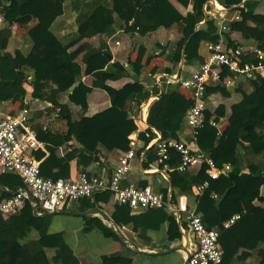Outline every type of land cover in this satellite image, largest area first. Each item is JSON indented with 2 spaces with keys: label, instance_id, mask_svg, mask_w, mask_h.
Here are the masks:
<instances>
[{
  "label": "trees",
  "instance_id": "trees-1",
  "mask_svg": "<svg viewBox=\"0 0 264 264\" xmlns=\"http://www.w3.org/2000/svg\"><path fill=\"white\" fill-rule=\"evenodd\" d=\"M174 1L188 9L185 15L170 0H9L2 7L1 14L6 23L28 17L34 19L36 24L23 35L22 48L12 54L5 51L11 31L9 28L0 30V78L13 81L11 87L0 90V101H21L23 104L22 99L26 94L22 86L25 81L23 70L29 68L34 73L31 82L33 98L48 101L63 117L70 114L69 108L61 104L58 98L70 91L68 101L79 106L81 112L78 119L70 121L64 134L47 136L49 155L40 163L42 177L68 179V161L73 154L59 156L56 148L64 145L68 136L79 137L90 121L99 131L126 121L128 103L132 100L140 103L150 95L136 80L142 69V65L137 63L131 70L132 84H126L119 90L106 85L107 81L130 77L119 62L111 63L107 57L110 55L107 39L118 26L126 35H144L158 28L169 29L173 25H180L183 37L174 46L172 62L177 65L183 59V65L186 66L203 63L204 58L199 53L201 45L219 39L214 21L205 15L210 0ZM216 1L225 8L244 10L246 15H250L256 24L249 26L244 16L238 22L239 34L245 41L258 40L264 32V17L251 15L258 7L259 0ZM65 6L68 7L67 31L58 36L52 26L64 14ZM201 22L203 24L199 26ZM234 26L235 23L229 24L230 31L234 30ZM92 41H96L95 44ZM257 48L264 50L260 45ZM137 52L145 54L146 50L140 46ZM249 60L244 59L246 62ZM83 76L91 77L90 85L82 81ZM249 84V93L244 92L239 85L234 88H227L222 83L209 85L204 94L206 107H210L209 98L215 95L227 100L233 92L240 94V99L228 106V114L223 103L214 109V116L226 117L227 125L221 133L218 134L217 128L209 125V116L205 115L203 125L195 136L197 148L211 158L217 167L229 164L232 168L230 173L209 180L205 174L206 167L202 165L197 170L189 168L185 172H177L180 180L172 182L176 194L190 195L194 185L208 181V186L195 196L194 210L205 228L218 230L221 264L243 263L247 259L264 264V256L256 257L264 250V212L257 210V203L264 202L261 196L264 185V76H258ZM93 89L106 93L110 108L89 119L85 118L84 113ZM191 105L192 100L178 90L161 93L148 109L147 123L153 128L163 123L169 139L177 140V132ZM110 132H101L98 143L108 151H126L129 142L127 136ZM146 132L147 136L138 134V139L144 144L154 137L150 128ZM35 156L40 159L43 154L36 151ZM169 156L166 163L169 168L175 169L179 156L174 151ZM78 158L81 161L83 155H78ZM86 158L84 165L91 161L90 157ZM145 159L144 167L156 161L154 146L147 150ZM50 166L58 167L60 173L51 174ZM235 171L239 172L235 174ZM162 193L165 197L166 191ZM10 196L0 190V199ZM102 196L109 195L97 194L93 198L80 199L78 210L94 208ZM130 212L128 206L115 205L111 218L119 227L129 225L132 233L142 240L149 239L148 232L158 231L165 224L167 242L180 241L176 218L167 207L149 208L139 214ZM235 214H239V219L229 227H223V223ZM49 224L50 217H35L32 214L28 201L18 214L5 218L0 216V264H36V256L43 249L54 251V255L47 260L48 264H80L65 242L63 233L49 232ZM93 228L117 242L120 250L113 257L118 259L119 264H129L132 250L99 218L84 217L82 231Z\"/></svg>",
  "mask_w": 264,
  "mask_h": 264
},
{
  "label": "crops",
  "instance_id": "crops-1",
  "mask_svg": "<svg viewBox=\"0 0 264 264\" xmlns=\"http://www.w3.org/2000/svg\"><path fill=\"white\" fill-rule=\"evenodd\" d=\"M246 1V0H244ZM260 3L255 9L253 15L264 17V0H259ZM9 0H0V30L2 28H9L11 35L8 41L6 52L12 54L15 50L21 49L24 43L23 35L31 29L36 21L34 19L24 17L18 20H12L5 22L2 18L1 9L8 4ZM173 6L183 15L186 14L188 9L182 8L174 0H170ZM208 10L205 15L212 20L218 16H223L226 24L235 23L234 30L228 33L222 34V41L226 48L241 46V47H258L260 45L264 48V32H262L258 40L245 41L239 34L238 22L246 16L247 24L254 26L256 22L250 15H246L244 10L238 11L221 6L216 0H210L207 3ZM65 10V7H64ZM64 15V14H63ZM62 15V16H63ZM68 16H64L61 19L60 26L56 28L55 32L58 36L66 33V27L68 25ZM61 18V17H60ZM58 18L57 20H59ZM56 20V21H57ZM55 21V23H56ZM53 24V30L54 25ZM203 22L199 24L201 26ZM197 27V26H196ZM115 29L114 34L108 38V44L110 49V62H119L124 69L129 73L130 77L120 79L118 81H107L106 85L119 90L126 84H132L133 77H131V70L134 64L142 65L141 73L137 77V81L149 92V96L146 100L137 103V101H130L127 109V120L117 123L111 127H107L99 131L95 124L91 121L88 122L85 131L79 135V137L68 136V140L62 146L56 148L57 154L63 156L67 153H72L73 156L69 159L68 165V179H76L78 174L85 172L90 176H106L112 172L117 164L119 157L125 152L119 150L108 151L104 149L98 143V135L102 132L104 134L111 133L110 131L120 132L129 138L135 137L137 140V146L135 150V156L130 162V169L122 180L123 186L144 187L149 186L154 192L163 194L162 191H166L165 199L168 211L172 212L176 218V222L181 234L180 241L174 243H168L166 237L167 227L162 225L158 231H150L147 233L149 239H139L131 231L129 225L119 227L120 231L124 235L130 244H125L133 252L129 264H184V260L187 252L190 254L196 249V240L192 232L187 228L185 223L186 211H192L195 209V196L196 193L191 188L190 195H179L173 190L172 182L180 180L179 172L177 173L174 168L160 167L156 161L147 163V167H144L146 152L149 150L156 140H168L169 135L166 131L165 125L159 123L157 127H150L147 123L148 109L150 105L158 99L161 93L171 92L178 90L180 94L188 98L185 91L180 89L179 81L188 77L192 71L198 67V63L186 66L183 65V59L176 65L171 60V55L176 46V43L183 37V31H181L180 25H173L169 29L158 28L154 31H149L144 35L134 33L132 35H126L123 33L120 26ZM124 35V39L121 36ZM115 42L119 45L115 46ZM207 43V42H206ZM202 44L199 53L204 58L207 55L205 44ZM145 48V54H139L137 52L138 47ZM135 48V49H134ZM2 54V52H0ZM25 81L23 88L26 91L25 96L21 101H0V114L3 116L15 115L22 108L28 109V121L30 127L39 135L45 143L44 150H36L43 154L38 159L40 163L49 155L50 143L47 141V136H54L57 134H64L71 120H76L80 117V108L68 101L70 91L63 93L59 96L58 100L61 104L66 105L69 108V113L61 117L58 113V109L52 107L51 103L44 100H38L31 96L33 80V70L25 68ZM82 81L86 85H90L91 77L83 76ZM250 82L242 81L238 85L241 89L249 93L251 91ZM13 81L11 79L0 78V90L11 87ZM179 87V88H178ZM234 88V87H233ZM155 90L156 92H152ZM151 92V93H150ZM240 99V94L233 93L231 97L221 99L218 95L209 98L208 105L206 107L202 120L204 121L205 115L209 116V121L214 120L217 124V130L221 133L227 125L226 117H216L213 114L214 109L221 103L226 107V114H228V106L237 102ZM224 100V101H223ZM87 110L84 113L85 118L91 119L93 115L107 110L110 108V101L106 93L99 89H93L87 100ZM215 127V128H216ZM150 128L154 134V137L147 143L138 139V134H144L147 136V129ZM177 140L183 141L188 145H196L195 137L192 131L185 121L181 124L179 131L177 132ZM174 140V139H173ZM30 152L35 156V152ZM78 155H83L82 162L79 160ZM86 157H90L91 161L84 165ZM36 158V156H35ZM191 170H197V167H192ZM51 174L60 173L58 167L50 166ZM235 171L234 173H238ZM50 179V178H49ZM61 179V178H58ZM1 191L13 194L19 189H23L20 179L15 174H5L0 176ZM195 186V185H194ZM95 196V195H94ZM92 196L91 198H93ZM264 197V192L261 194ZM90 198V197H89ZM80 200V199H79ZM74 201L70 203L61 204L53 212H44L40 207L36 208L37 216L50 217V224L48 227L49 232L63 233L65 242L72 249L74 255L79 259L80 264H119L118 259L113 255L118 253L120 245L110 238L104 237L97 229L93 228L89 231H82L83 218L74 213L84 212L78 210L81 205L80 202ZM29 202V201H28ZM32 214L33 204L30 203ZM257 210L264 212V202L257 203ZM114 202L110 196H102L95 207H98L104 211L110 218L114 212ZM183 208L185 211H183ZM130 214H139L144 210H131ZM195 211V210H194ZM112 219V218H111ZM114 221V220H113ZM115 222V221H114ZM33 233H30L31 237ZM178 248L176 250H171ZM54 255L53 250L43 249L41 253L36 256V264H48V259ZM264 256V250L257 254V258ZM237 264H258L256 260L247 259L243 263Z\"/></svg>",
  "mask_w": 264,
  "mask_h": 264
},
{
  "label": "built area",
  "instance_id": "built-area-1",
  "mask_svg": "<svg viewBox=\"0 0 264 264\" xmlns=\"http://www.w3.org/2000/svg\"><path fill=\"white\" fill-rule=\"evenodd\" d=\"M213 21L219 39L205 44L207 55L203 63L199 64L188 77L179 81L180 89L192 100L184 121L194 137L204 122L202 120L206 109L204 94L209 85L222 83L227 88H233L239 82H251L258 76H264V50L251 46L226 48L221 36L230 31L229 25L225 23L223 16H218ZM118 45L119 43L115 42V46ZM244 59L250 60L246 62ZM28 117L27 108H22L15 115L0 114V175L15 174L23 186V189L17 190L9 198L0 199V216L5 218L18 214L28 201V195L44 212H53L63 203L97 194H108L115 205H125L131 210L166 206L164 195L154 192L149 186L122 185V180L130 169V162L135 156L137 146L135 137L129 138L127 150L119 157L108 177L90 176L85 172L79 173L76 179L52 180L42 177L40 160L30 152L44 150L45 143L30 127ZM208 123L210 126H217L214 120ZM217 132L219 134V130ZM153 146L156 162L163 168H167L166 162L172 151L178 154L180 160L175 169L179 173L204 165L207 178L214 180L222 174H229L232 170L227 163L217 167L214 161L194 144L190 146L180 140L168 139L156 140ZM207 186L206 180L193 186V189L199 194ZM238 219L239 214L233 215L223 223V227H229ZM185 223L196 240V249L190 254L187 264H221L222 251L217 241L218 230L205 228L194 210L186 211Z\"/></svg>",
  "mask_w": 264,
  "mask_h": 264
},
{
  "label": "water",
  "instance_id": "water-1",
  "mask_svg": "<svg viewBox=\"0 0 264 264\" xmlns=\"http://www.w3.org/2000/svg\"><path fill=\"white\" fill-rule=\"evenodd\" d=\"M107 57L110 58L109 55H107ZM0 189H2L1 185H0ZM27 199L30 203H32L34 205L33 206V215L37 216V212H36L37 205L35 204L34 200L29 195H28ZM74 214L81 216V217H97V218H99L104 225L108 226L119 237V239L121 240V242L123 244L124 243L130 244V242L124 238V235L120 231V228L118 227V225L104 211H102L98 207H94V208L86 210L84 212H77ZM45 215L48 216V215H51V213H46ZM176 249H178V248H173L171 250H176ZM189 256H190V253L187 252L185 260H184V264H187V259L189 258Z\"/></svg>",
  "mask_w": 264,
  "mask_h": 264
},
{
  "label": "rangeland",
  "instance_id": "rangeland-1",
  "mask_svg": "<svg viewBox=\"0 0 264 264\" xmlns=\"http://www.w3.org/2000/svg\"><path fill=\"white\" fill-rule=\"evenodd\" d=\"M67 14H68V7L65 6L64 15H63L59 20L56 21V23H55V25H54V31L56 30L57 27L60 26L61 19H62L64 16H67ZM116 29H118V28H116ZM121 38L124 39V35L121 36ZM92 42H94V44H95L96 41H92ZM262 192H264V185H263L262 188H261V194H262Z\"/></svg>",
  "mask_w": 264,
  "mask_h": 264
}]
</instances>
